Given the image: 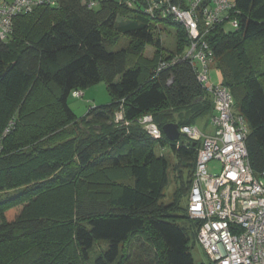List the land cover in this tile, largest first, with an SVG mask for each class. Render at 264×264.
<instances>
[{
  "label": "trees",
  "instance_id": "trees-1",
  "mask_svg": "<svg viewBox=\"0 0 264 264\" xmlns=\"http://www.w3.org/2000/svg\"><path fill=\"white\" fill-rule=\"evenodd\" d=\"M59 0L14 19L0 40V264H92L95 244L107 242L93 264H198L193 250L200 222L182 207L200 143L152 138L139 123L152 115L194 126L214 101L187 62L158 70L189 46L177 27L166 51L157 23L124 3ZM240 27H218L207 40L249 125L251 166L264 173V0H237ZM124 16V21L119 19ZM126 36V49L113 47ZM156 47L152 59L145 57ZM106 82L113 100L78 118L74 91ZM123 112V121L116 115ZM125 122L129 124L126 125ZM8 128V133L4 134ZM170 150L178 185L165 202ZM187 173V177L184 176ZM23 189L15 196H3ZM206 264V263H201Z\"/></svg>",
  "mask_w": 264,
  "mask_h": 264
},
{
  "label": "built area",
  "instance_id": "built-area-1",
  "mask_svg": "<svg viewBox=\"0 0 264 264\" xmlns=\"http://www.w3.org/2000/svg\"><path fill=\"white\" fill-rule=\"evenodd\" d=\"M120 2L153 23L170 20L186 31L190 42L186 51L163 61L158 70L187 61L214 101L215 115L210 120L213 132L207 133L196 125L180 128L183 138L200 143L186 208L189 217L200 222L197 243L207 256V264H264V173L259 177L251 166L246 145L249 125L235 111L231 90L212 84L209 76L215 57L207 38L220 26L229 24L235 31L239 29L237 0ZM58 3L59 0H0V40L9 39L16 17L28 15L39 6L57 7ZM87 4L90 8L100 5L95 0ZM72 96L81 98L84 93L74 91ZM115 121H123V112L117 113ZM139 123L152 138H162L152 115L143 116ZM213 162L219 163V170L209 168Z\"/></svg>",
  "mask_w": 264,
  "mask_h": 264
},
{
  "label": "rangeland",
  "instance_id": "rangeland-1",
  "mask_svg": "<svg viewBox=\"0 0 264 264\" xmlns=\"http://www.w3.org/2000/svg\"><path fill=\"white\" fill-rule=\"evenodd\" d=\"M99 1V0H95ZM100 1H108V0H100ZM114 2H120L122 0H112ZM125 18L122 16L119 21H124ZM156 30V37L159 39L162 43L163 48L166 51H175L176 46H177V27L171 24H166V23H159L157 26ZM226 32H234L235 30L231 25H226L225 27ZM130 44V39L126 36H120V39L117 43H115L113 50L114 51H119L122 49H126ZM156 51V47L153 45H149L146 50H145V57L148 59H152ZM218 61H215L214 64L211 66L209 76H210V81L212 84L218 86L223 82V75L221 70L217 67ZM262 73H264V57H263V64H262ZM84 96L81 98H75L73 96H70L69 98V106L75 113V115L78 118L84 117L87 112L96 106H101V105H108L112 102L113 98L108 91L107 84L106 82L102 81L101 83L97 84L96 86L86 90L83 92ZM236 110V109H235ZM207 118H203L199 120L196 124L201 130L204 131V125L209 124L206 130H210V132L214 130V127L211 126V123L208 121L206 122ZM8 133V128L5 130L4 134ZM157 154H165V157L168 158V161L170 163L169 167V184L166 187L164 194H165V202H172L174 200V194L179 187L178 185V178H177V171H176V161L174 157L170 154V150L162 152L161 148H157L156 150ZM209 168L213 171H217L220 168V165L218 162H213L210 164ZM184 176L187 177V173L184 172ZM263 182H264V177H263ZM23 189L20 190H15L12 192H9L3 196L10 197V196H15L21 193ZM188 204V196L184 197L182 199V207L186 208ZM108 246L107 242H99L95 244L92 252H91V261L92 264L95 261V258L102 254ZM193 255L197 263H208L207 256L205 255V252L201 248V246L196 243L194 250H193Z\"/></svg>",
  "mask_w": 264,
  "mask_h": 264
},
{
  "label": "water",
  "instance_id": "water-1",
  "mask_svg": "<svg viewBox=\"0 0 264 264\" xmlns=\"http://www.w3.org/2000/svg\"><path fill=\"white\" fill-rule=\"evenodd\" d=\"M162 133L171 142L181 141L180 126L177 123H168L162 127ZM195 146L196 143H193Z\"/></svg>",
  "mask_w": 264,
  "mask_h": 264
},
{
  "label": "crops",
  "instance_id": "crops-1",
  "mask_svg": "<svg viewBox=\"0 0 264 264\" xmlns=\"http://www.w3.org/2000/svg\"><path fill=\"white\" fill-rule=\"evenodd\" d=\"M214 115H215V110H214V112H213L211 115H209V116H207V117H204V118H207V121H206V122H207V123H208V121L210 122L212 116H214ZM208 125H209V124H205V125H204V131L207 132V133H211L212 131L210 132V130H206L207 127H208ZM163 151L165 152V151H167V150H163Z\"/></svg>",
  "mask_w": 264,
  "mask_h": 264
}]
</instances>
